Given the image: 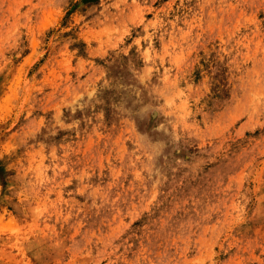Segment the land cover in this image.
Wrapping results in <instances>:
<instances>
[{"label": "rangeland", "instance_id": "374dc122", "mask_svg": "<svg viewBox=\"0 0 264 264\" xmlns=\"http://www.w3.org/2000/svg\"><path fill=\"white\" fill-rule=\"evenodd\" d=\"M0 264H264V0H0Z\"/></svg>", "mask_w": 264, "mask_h": 264}]
</instances>
